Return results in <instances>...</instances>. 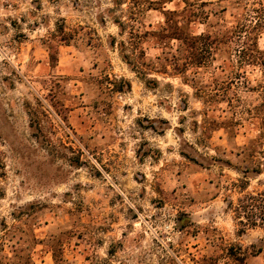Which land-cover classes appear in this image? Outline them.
Masks as SVG:
<instances>
[{
  "label": "rangeland",
  "instance_id": "obj_1",
  "mask_svg": "<svg viewBox=\"0 0 264 264\" xmlns=\"http://www.w3.org/2000/svg\"><path fill=\"white\" fill-rule=\"evenodd\" d=\"M150 1L0 0V264H264V70L163 37L264 51V0Z\"/></svg>",
  "mask_w": 264,
  "mask_h": 264
},
{
  "label": "trees",
  "instance_id": "obj_2",
  "mask_svg": "<svg viewBox=\"0 0 264 264\" xmlns=\"http://www.w3.org/2000/svg\"><path fill=\"white\" fill-rule=\"evenodd\" d=\"M131 5H132V11H135V13L131 12L130 18L128 21H133V23L138 20L137 14L141 13L143 14L144 11L149 10L150 6H152L153 2L150 0H130ZM138 12V13H137ZM137 13V14H136ZM170 14H173V12H169ZM116 25L118 26V29L120 32H122L123 27L121 22L115 21ZM264 23V22H263ZM133 27V24L131 25V29ZM176 31L182 30L183 28H178L177 25H175ZM248 29V28H247ZM249 29L255 30L256 25L250 27ZM167 31V30H166ZM238 34L237 36L240 37V34L246 33L244 36L245 40L241 43L240 45V52L241 56L239 58H242L247 65L250 66H259L262 70H264V51L260 50L257 45V40H258V34L254 35L253 38H251V31H245L244 28L238 29V31H233L229 34L228 39H225L224 37L229 33H225L222 37L223 38H218L217 36H213L211 34H199V35H194L193 32L188 31L187 33V40L185 41V46H183V41L179 38L178 33L170 34L169 32H166V34H163V37L169 38H174L178 41V46L176 48V52L180 54L181 49H183V53H181V56L179 55H173L172 56V66L174 67L175 72H182V71H187L189 67L192 68H202L207 66L209 62L213 61L215 52H217L218 48L217 46L220 45L222 40L226 41V43L231 44L233 43V37L235 36V33ZM133 33V31H132ZM131 33V37H132ZM149 32H144L142 35L138 36V34H135V39H138V41L142 38V36L146 37L148 36ZM169 33V34H168ZM171 35H176V36H171ZM133 38V39H134ZM143 54V51H142ZM182 58V59H181ZM180 60H182L180 64ZM242 63V62H241ZM262 76L264 78V72H262ZM214 80V79H213ZM240 79L238 78V81ZM217 83L216 80H214L213 83ZM211 86V85H210ZM208 86V87H210ZM207 87V88H208ZM261 90L264 91V86H260ZM200 94V95H199ZM199 94H196V97L199 99H203V104H208V103H226L227 106L230 108L232 113H236L234 110L235 108L233 107L232 100H230V97L227 95L226 92L221 91L219 94H214L213 96H204V92L200 91ZM237 101V100H236ZM255 114H263L264 113V93L261 94V101L260 104H258L257 107L254 108ZM231 113V114H232ZM233 116V114H232ZM263 116V122H264V114ZM256 117V116H255ZM236 118L233 116V121H234V126L237 124L235 122ZM232 119L229 123L233 122ZM236 133H234L235 135ZM264 137V128L263 132H261L259 138ZM243 150H250L249 156L253 157V154H256L255 150H253V142H249V145L245 147ZM231 205V203H230ZM243 233V231L241 232Z\"/></svg>",
  "mask_w": 264,
  "mask_h": 264
}]
</instances>
